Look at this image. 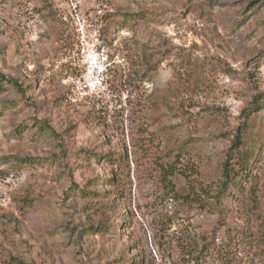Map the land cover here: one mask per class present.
Masks as SVG:
<instances>
[{
  "label": "rangeland",
  "instance_id": "rangeland-1",
  "mask_svg": "<svg viewBox=\"0 0 264 264\" xmlns=\"http://www.w3.org/2000/svg\"><path fill=\"white\" fill-rule=\"evenodd\" d=\"M0 86V264H264V0H0Z\"/></svg>",
  "mask_w": 264,
  "mask_h": 264
},
{
  "label": "trees",
  "instance_id": "trees-1",
  "mask_svg": "<svg viewBox=\"0 0 264 264\" xmlns=\"http://www.w3.org/2000/svg\"><path fill=\"white\" fill-rule=\"evenodd\" d=\"M3 88V86H0V90ZM243 146V136L241 133L236 134L235 139L233 141L232 144V151L230 153V156L227 158V160L225 161V168H224V178L223 181L221 182V184H219L218 188V195H225L230 186L236 184L238 177L241 174L244 173H248L249 170L246 167L247 163H248V158L247 156H244L240 150V148ZM115 156L112 157L115 158ZM117 158V157H116ZM127 158L126 155L122 154L121 155V163L124 162V160ZM114 173V171H113ZM243 176V175H242ZM254 188V186H253ZM126 208V213H128V206L125 205ZM124 225V224H123ZM204 247H195L194 249V253H195V261L197 263H200V259H201V255L204 252ZM138 256H143V254L141 252H139L137 254ZM15 264H24L22 261L16 259L15 260ZM230 264V263H228Z\"/></svg>",
  "mask_w": 264,
  "mask_h": 264
}]
</instances>
